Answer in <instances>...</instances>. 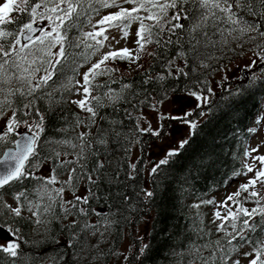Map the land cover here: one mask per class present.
I'll use <instances>...</instances> for the list:
<instances>
[{"label":"trees","instance_id":"obj_1","mask_svg":"<svg viewBox=\"0 0 264 264\" xmlns=\"http://www.w3.org/2000/svg\"><path fill=\"white\" fill-rule=\"evenodd\" d=\"M126 5L130 4L124 6ZM186 7L192 8L193 5L190 3ZM83 10L90 12L88 0H83ZM109 10L116 9H101L100 14ZM173 11L170 9L169 15H172ZM147 14L143 10L139 13L141 16ZM12 15L15 16L17 13L13 12ZM93 16L98 15L92 14L91 17ZM247 18L252 19L250 16ZM88 19V16L82 13L81 21L76 25H70L71 40L75 41L77 37H82V34L86 33L84 29ZM180 22L185 26L191 24V21L187 19H181ZM260 22L264 24V20ZM42 23L46 25L48 22L45 20ZM145 23L152 24L154 21H145ZM37 24L40 25L41 22L38 20ZM132 26L135 28L136 39L135 34L139 23H133ZM10 27L15 30V26ZM261 30L264 31V28ZM236 35L238 34H232V36ZM232 36L228 37L227 45H224L222 41L215 47L211 43H202L197 46L196 52L188 51L190 45L186 41L182 45H168L167 48H160L155 43L149 44L144 52L139 53L138 63L143 66L139 69L137 66L133 67V64L127 60L115 62L109 60L106 66L119 71L96 77L93 81L94 85L101 87H96L92 91V96H102L103 105L96 107L97 116L94 123H90V114L87 111H82L72 103L73 100H77L75 95L79 96L78 100L83 98L82 88L78 93L75 87L63 89L53 85V88H56L55 91L47 89L52 91L53 99L51 100L43 96L45 89L37 91L36 96L42 98L36 102V108L44 114V131L38 145L43 163L40 164L39 171L34 172L33 175L49 177L52 175V169L56 167L59 173L57 180L68 181L69 172L76 165L68 164L64 168H59L57 167L59 160H74L80 151V134L88 133L86 139L99 150V156L108 157L111 160V163L106 160V174L111 175L119 171L120 181L102 182L96 188V195L90 198L89 204L81 205L88 209L86 216L77 214L65 219L60 202L57 200L54 208L60 218L55 219L50 214H44L41 217L51 221L47 227L43 224L37 225L36 218L27 211L26 207L22 210L21 218L11 215L10 210L3 206L8 204L6 199L15 203L14 193L25 188L34 203L41 205L49 203L47 196L41 200L35 192L39 184L38 179H25L12 187L6 186L5 189L0 190L5 193L3 201L0 202V226L6 230L9 226L20 229L18 237L20 247L19 255L15 258L16 264H190L193 261L195 264H201L198 254L190 251L191 242L203 245L208 241L216 240H221L223 247L231 252L229 264H232L233 260H239L244 252L255 255L252 244L256 243L257 238L264 241V230L258 227L256 232L249 233L252 244H244L243 247L233 251L232 246L227 243L231 237L225 236L223 232H216V226L220 221L212 222L213 213L216 211L215 204L202 203V201L213 200L217 204L216 193L225 189L235 169H243L244 151L248 150L249 143L254 137V133L249 130L256 128L254 125L259 124L258 121H261L259 116L264 112V71H262L264 62L258 60L253 54L256 45H264V37L257 36L255 41H249L248 35L238 40H233ZM175 39L174 36L173 40ZM10 40L11 37L3 42L7 43ZM212 40L220 41L219 34L213 36ZM85 43L95 44L91 39ZM137 47L135 44V49ZM245 49L249 50L250 57L240 74L232 77L231 74L224 73L229 71L227 69L229 62L240 59L247 53ZM53 51H58V47ZM178 51L187 52L186 56L176 59V64L183 67L187 75L168 77L163 82L152 79L149 83H145L148 77L155 78L160 73L167 75V70L162 67L163 61L159 58L161 53L165 58H169L175 56ZM69 52L67 67L62 73L53 77L57 85L62 80H67L69 76L74 81L79 79L82 84L83 73L96 63L92 62L93 55L87 62H83L84 56L91 52L84 44H81L80 48L69 49ZM149 52L157 55L149 56ZM254 60L255 65L249 67ZM74 61L82 63V66L76 69L78 74L72 72ZM201 61L206 66H201ZM40 75H43V72L37 73L38 77ZM217 77L221 79L218 80ZM124 83L132 84L131 89L123 90L127 101L131 103L124 100L113 103L103 95L107 89L102 85H108L114 91L120 92ZM49 84L52 85L53 81H49ZM161 84L168 88V98L187 96L185 91L187 88L199 95H208L210 99L202 107H194L195 110L187 118L188 120L196 119V128L191 129L186 138L189 143L180 150L179 155L170 160L168 165L163 166L156 176H151L149 175L151 161L148 157L155 137L150 131L141 134L137 125L144 109L157 107L160 104L156 103L158 97L163 101L168 99H164ZM208 89L212 91L209 92ZM14 100L20 102L21 106L23 102H26L19 95L14 97ZM133 103L136 105L135 108L131 106ZM128 113H131V116ZM11 115L12 111L8 110L3 117H0V121H3L0 132L4 130L6 121ZM31 118L39 120V116H35L34 113ZM178 121L181 120L170 118L164 122V125L167 128V125L171 126ZM117 128L120 131L119 136L115 132ZM23 130L27 129L21 126L17 130L15 137L12 138L13 143L16 136ZM104 132L108 133L104 138L110 142L107 145H100L96 143V137ZM57 140H71L76 147L57 144ZM13 143L0 144V156ZM53 150L61 153L59 160L55 159ZM135 150L137 151L136 160L132 161ZM63 153H69V155L65 156ZM44 157L49 158L44 159ZM96 159V156L89 154V167L95 166ZM132 164L136 165L137 172L134 174V179H128V173L132 172ZM243 170L246 171V169ZM59 182L48 187L59 188L61 186ZM89 187L86 178L79 180L75 189L76 195H88ZM145 191H152L154 196L151 199L146 198ZM124 195H127L129 199L125 200ZM246 195V193L242 194L239 199L243 201ZM63 198L74 201L73 193L67 187ZM246 204L249 205L248 209L257 207L251 200L244 203L245 208ZM261 204H264V201H261ZM194 205H200V207H193ZM229 205L232 211L236 210L231 202ZM36 210L33 208V211ZM227 211L226 209L223 215H227ZM254 219L260 221V217ZM73 220L77 221L75 238H72L71 227L66 230V226H69ZM85 223L95 225L98 230L85 228ZM196 227L203 229L207 235L201 236L194 230ZM227 231L232 232L231 227H227ZM142 241L148 243L150 247L145 255L136 259ZM3 243L0 241V245L6 246V243ZM237 243L241 242L238 239L233 241V244ZM212 248H215V244ZM174 252H181L184 255L176 256L172 254ZM200 252L207 257L211 249L201 248ZM125 255L129 257V260L124 259ZM12 259L0 253V264H12ZM216 264H222V262L217 259Z\"/></svg>","mask_w":264,"mask_h":264},{"label":"snow or ice","instance_id":"obj_2","mask_svg":"<svg viewBox=\"0 0 264 264\" xmlns=\"http://www.w3.org/2000/svg\"><path fill=\"white\" fill-rule=\"evenodd\" d=\"M190 3L193 7H186ZM125 4H130L132 7L126 8L124 7ZM88 8L90 12H84L83 0H5L0 5V117H3L8 110L12 111L11 117L6 121L4 130L0 132V144H12V138L15 137L17 130L21 126L27 129V134H20L22 140H15L14 149H9L2 153V158H0V190L5 189L6 186L12 187L25 179H38L39 184L36 186L35 192L41 200L47 196L49 201V203L43 205L34 203L29 198L30 194L25 188L14 193L16 207L8 204L3 206L10 210L11 215L21 218L22 210L26 207L27 211L36 218L35 223L37 225L43 224L46 227L51 221L42 219L41 217L44 214H50L55 219L60 218L54 208L57 200L60 202V208L65 219L68 216L77 214L86 216L88 215V209L81 205L89 204L90 198L96 195V188L102 182H110L112 180L119 182L120 173L115 171L111 175L106 174V160L111 163L110 158L100 157L99 150L94 147L92 142L86 139L89 134L81 133L79 137L81 142L80 151L76 154L74 160H59L61 153L53 150L55 159L59 160L57 167L64 168L68 164L76 165L69 172L68 181L59 182L57 180L59 173L56 167L52 169V175L49 177L34 176L33 173L38 172L40 164L43 163L41 154L38 151V145L41 134L44 131V114L36 108V102L42 98L36 96L37 91L45 89L43 96L51 100L53 99L52 91H55L56 88L71 89L75 87L78 93L79 89L82 88L83 98L73 100L72 103L76 104L82 111H87L90 114V123H94L97 116L96 107H102L103 105L101 103L102 96H92V91L96 87H101L94 85L93 81L96 77L119 71V69L106 66L109 60L113 62L116 60H127L131 64H136L139 69L143 67L138 63L140 59L139 53L144 52L147 45L152 43H155L160 48H167L168 45H182L186 41L190 45L188 51L196 52L197 46L202 43H211L215 47L217 43L222 41L224 45H227L228 37L232 36L233 33L238 34L232 36L233 40H238L245 35L249 36V41H255L257 36L264 37V31L261 30L264 28V24L260 22L264 20V0H163V2L161 0H88ZM113 8L118 9V11H110L97 21V25H106V27H100L98 31L83 33L82 37H77L75 41L70 39L69 27L81 21L82 13L88 16L90 22L92 14L99 15L101 9ZM170 9L174 10L172 15H169ZM141 10L148 14L146 16L139 15ZM13 12L17 13V15H12ZM249 16L252 19H248L247 17ZM181 19L190 20L191 24L185 26L180 22ZM38 20L41 22L40 26H36ZM45 20L48 22L46 25L42 23ZM145 21H154V23L147 24ZM137 22L139 27L135 34L136 39L133 41L138 46L136 49L124 47L110 50L93 64L87 72L83 73L82 84L78 80L74 81L71 76L67 80H62L58 85L56 84L53 77L57 76L58 73H62L64 68L67 67L70 55L69 49L80 48L81 44H84L86 48L91 50L88 55L84 56L83 62H87L91 55H95L99 48L105 46V42L109 40V36L106 33L110 29H119L121 32L120 39L126 40L129 36L128 29L133 23ZM10 26H15V30ZM93 27L95 28L96 25H93ZM252 33L256 35H251ZM165 34L167 35L165 36ZM217 34H219L220 41L212 40V37ZM174 36L176 37L175 41L173 40ZM9 37H11L9 42H3ZM89 39L93 40L95 44L85 43ZM116 42L119 43L120 41L117 40ZM57 47L58 51H53ZM238 47H242V45H238ZM256 49H253V54L258 60L264 62V45H256ZM148 55L156 56L157 54L149 52ZM186 55L187 52L178 51L175 56L165 58L163 53H161L159 58L163 61L162 67L167 70V75L160 73L155 78L148 77L145 83H149L152 79L163 82L168 77L187 75L184 68L176 64L178 57ZM255 63L256 61L254 60L249 67L254 66ZM80 66H82L80 61H74L72 72L78 74L76 69ZM201 66H206L203 61H201ZM40 72H43V75L38 77L37 73ZM49 81H53V84L50 85ZM53 85L56 88H53ZM102 87L107 89L103 95L107 96L111 102L116 103L121 100L127 101L123 90L131 89L132 84L124 83L120 92L114 91L108 85H102ZM161 88L164 93V99L168 98V88L163 84H161ZM47 89H52V91ZM185 91L188 99L194 98L200 102L196 105L197 108L208 102V97L206 96H201L187 88ZM208 91L211 92L212 89H208ZM17 95L23 97L26 101L22 103V106L20 102L14 100ZM130 95H135V93H130ZM29 97L31 99H28ZM127 102L131 103L130 101ZM156 103H163V99L158 97ZM131 106L133 108L136 107L134 103ZM194 110L186 111L182 116H172L171 118L180 119L182 122L188 123L191 129H195L196 123L187 119ZM33 113L35 116H39V120L31 118ZM128 115L131 116V113H128ZM161 119H163V116H161ZM78 123L80 122L78 121ZM137 129L141 134L150 131L153 136L160 137L163 135L160 128H142L137 125ZM249 131L255 133L256 130L250 129ZM115 132L117 136L120 135L118 128L115 129ZM106 135H108L107 132L98 135L96 143L107 145L110 141L104 138ZM56 143L69 145L72 148L76 147V144L71 140H57ZM188 143V139H183L179 141L178 149H168L164 153V158H161L151 166L149 175L156 176L163 166L168 165L173 157L179 155L180 150L184 149ZM259 150L260 146L251 148L250 151L245 149V159L251 156L252 153H259ZM89 154L97 157L94 167H89ZM63 155L67 156L69 153H63ZM48 158L44 157V159ZM252 159L258 161L260 167L256 168L253 164L246 163L243 165V169H246V171L235 169L232 173V177L240 175L247 177L248 174L254 172V176L249 177L246 183L240 184L235 192L226 195L225 199L219 204H216L213 200L202 201V203L206 204H215L217 210L213 213L212 222L220 221L216 226V232H223L225 236L231 237L227 243L232 246L233 251L243 247L244 244H252V238L249 233L256 232L258 227L264 230V204H261V201H264V196H261L255 190L258 182L264 183V155L257 154L252 156ZM81 161L83 162L81 163ZM131 168L132 172L128 173V179H134V174L137 172L135 164H132ZM84 178L87 179L90 186L88 188L89 194L85 196L76 195L77 183ZM58 182L61 183L59 188L48 187V185ZM66 187L72 191L74 201L64 200L63 193ZM244 193L247 195L244 196L242 201L239 197ZM4 195L5 193L0 191V202L3 201ZM144 196L151 199L154 193L145 191ZM124 199L128 200L129 197L124 195ZM249 200L254 202L257 207L245 208L244 203ZM229 202L235 205V211L231 210ZM193 207L198 208L200 205H194ZM33 208L37 210L33 211ZM221 208L228 210L227 215L221 214ZM255 217H260V221L255 220ZM76 223L77 221L73 220L69 226H66V230L68 227L73 229L72 238L76 236ZM84 227L98 230L95 225L87 223H85ZM227 227H231L232 232H228ZM194 230L201 236L207 235L199 227ZM7 231L11 239L6 242V246L0 245V253L13 258L12 264H16L15 258L19 255L18 249L20 247L18 239L20 229L9 226ZM237 239L241 243L233 244V241ZM213 244H215V248H212ZM191 245L190 251L198 254L201 264H216L217 259L222 264H229L231 260V252L223 247L221 240L208 241L203 245L191 242ZM149 247L148 243L142 241V246L138 249L136 259H140L141 256L145 255ZM252 247L255 255L249 260V264H264V260L261 259L264 256V241L257 238L256 243L252 244ZM201 248L211 249L210 255L204 257L200 252ZM217 253H219V256H217ZM172 254L176 256L184 255L181 252ZM244 255L249 257L253 253H244ZM124 259L127 261L129 257L125 255ZM190 264H195V262H190ZM232 264H240V261L233 260Z\"/></svg>","mask_w":264,"mask_h":264},{"label":"rangeland","instance_id":"obj_3","mask_svg":"<svg viewBox=\"0 0 264 264\" xmlns=\"http://www.w3.org/2000/svg\"><path fill=\"white\" fill-rule=\"evenodd\" d=\"M4 2L5 0H0V5H2ZM124 7L130 8L132 7V5H126ZM110 11L115 12L117 11V9L109 10L107 12L99 14L96 17L91 18L90 22L88 21V24L85 27V31L94 32V31H98L100 27H106V25L104 26L97 25V21L100 20L103 15H107ZM93 25H96V27L94 28ZM106 34L109 36V40L106 41L105 46L100 48V50L96 53V55L93 56L92 62L98 61L99 59L102 58L104 54L108 53L110 50H117V49L124 48V47L135 49V43H133V41H135L134 27L131 28V31L129 32V36L126 40L120 39L121 33L118 31L117 28L110 29ZM117 40H119L120 42L117 43L116 42ZM244 51H247V53L243 55L240 59H234L233 62H229L227 64V69L229 71L224 72V73H229L232 75V77H236L240 74V71L243 69L242 67H244V65L247 63V59H249L248 57H250L248 56L249 50L245 49ZM133 67H136V64H133ZM220 79L221 78H218V80ZM78 81L80 80L78 79ZM201 96H206L208 97V100L210 99V96L208 95H201ZM75 97L77 100L79 99V96L75 95ZM198 103L200 102L195 100L194 98L188 99L186 95L185 96H173V97L168 98L167 100H164L163 103H160L157 107H151L148 109H144L141 112L139 120H138L140 127L142 128L150 127L151 129L160 128L162 132L166 130L165 132H163L162 136L160 137L154 136L155 139L153 141V144H151V154L148 157V160L151 161L149 167L157 163L161 158H164V153L168 149L170 148L178 149L179 141L186 139L188 135L190 134L191 128L186 122L178 121L177 123H174L171 126L167 125V128H166V125H164V122L170 119L172 116H182L184 112L192 110L194 107H196ZM161 116H163V119H161ZM260 120H261V123L258 125L256 124L257 128L255 131V135L254 137H252L253 139L250 142L249 147H248V150L250 151L251 148L260 146L259 153H252L251 156H249L247 159L244 160V164L246 163L253 164L254 167L256 168L260 167V165L258 161H254L252 159V156H255L257 154L264 155V144H262V142H264V116L263 115L260 117ZM191 121L196 123V119H192ZM2 126H3V121H0V129ZM136 156H137V151L135 150L133 153L132 161L136 160ZM251 176H254V172L248 174L247 177L246 176L240 177L234 183H231L229 187L223 189L222 191L217 192L216 193L217 204L221 203L225 199L226 195L235 192L237 187L240 184L246 183L247 179ZM255 190L258 191L260 195L262 196L264 193L263 183L258 182ZM6 201L12 207H16L15 203L12 200L6 199ZM245 206L246 208H249L248 204H246ZM220 211H221V214L223 215L226 209L221 208ZM253 257L254 255L249 256V257H245L244 254L241 255L239 258L240 264H249V260ZM261 259L264 260V256H262Z\"/></svg>","mask_w":264,"mask_h":264},{"label":"water","instance_id":"obj_4","mask_svg":"<svg viewBox=\"0 0 264 264\" xmlns=\"http://www.w3.org/2000/svg\"><path fill=\"white\" fill-rule=\"evenodd\" d=\"M37 35H38V33H37ZM20 134H27V131H24V132H22ZM20 134L16 137L15 140H17V139H21L22 140V136ZM14 143H15V141H14ZM9 149H14V144H13L12 147L6 149L5 151H8ZM0 158H2V155H1ZM231 183H232V180H230L228 184L230 185ZM10 239H11V237H10L8 231L5 230L3 227L0 226V240L7 242Z\"/></svg>","mask_w":264,"mask_h":264}]
</instances>
